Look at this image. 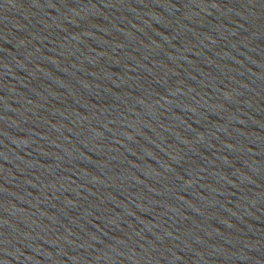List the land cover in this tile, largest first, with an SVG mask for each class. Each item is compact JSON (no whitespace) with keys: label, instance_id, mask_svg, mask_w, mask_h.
Here are the masks:
<instances>
[{"label":"water","instance_id":"obj_1","mask_svg":"<svg viewBox=\"0 0 264 264\" xmlns=\"http://www.w3.org/2000/svg\"><path fill=\"white\" fill-rule=\"evenodd\" d=\"M0 264H264V0H0Z\"/></svg>","mask_w":264,"mask_h":264}]
</instances>
